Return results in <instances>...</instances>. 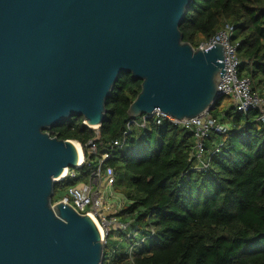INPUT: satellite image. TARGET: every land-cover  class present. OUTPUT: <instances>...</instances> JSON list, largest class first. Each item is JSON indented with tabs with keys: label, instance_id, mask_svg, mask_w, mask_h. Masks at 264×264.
I'll use <instances>...</instances> for the list:
<instances>
[{
	"label": "water",
	"instance_id": "1",
	"mask_svg": "<svg viewBox=\"0 0 264 264\" xmlns=\"http://www.w3.org/2000/svg\"><path fill=\"white\" fill-rule=\"evenodd\" d=\"M192 1L0 0V264H102L95 221L52 205L81 149L46 129L74 115L99 127L122 73L142 81L132 120L157 108L182 120L210 110L224 47L183 40Z\"/></svg>",
	"mask_w": 264,
	"mask_h": 264
},
{
	"label": "trees",
	"instance_id": "2",
	"mask_svg": "<svg viewBox=\"0 0 264 264\" xmlns=\"http://www.w3.org/2000/svg\"><path fill=\"white\" fill-rule=\"evenodd\" d=\"M226 24L233 26L240 75L264 95V0H193L180 24L183 40L197 48ZM141 80L119 75L107 98V115L96 130L74 115L47 128L51 136L82 145L85 180L97 157L109 152L107 164L117 174V189L131 200L120 213L137 229L154 228L131 256L134 241L125 232L116 251L104 245L102 264H264V120L260 111L238 112L231 97L221 96L209 110L227 127L206 142L208 154L218 143L207 170L190 171L192 132L168 121L151 119L147 129L133 128L128 108L141 90ZM99 132L98 151L90 154L89 139ZM74 182L55 183L52 201Z\"/></svg>",
	"mask_w": 264,
	"mask_h": 264
},
{
	"label": "built area",
	"instance_id": "3",
	"mask_svg": "<svg viewBox=\"0 0 264 264\" xmlns=\"http://www.w3.org/2000/svg\"><path fill=\"white\" fill-rule=\"evenodd\" d=\"M233 26L226 24L215 35L199 43L198 47L203 49L204 46H211L220 43L224 47V69L225 74L220 80L218 94L231 97L232 104L238 112H247L250 109L260 111L259 119L264 120V95L253 88L249 76H241L239 69L241 59L237 54V43L231 41ZM156 119L158 123L168 121L185 130L192 132L194 144L190 152V171L199 172L208 169L211 156L217 152L222 145L218 143L214 146L211 153L208 154L206 142L213 133H226L227 127L217 118L213 117L209 110L188 119H177L170 116L160 109H155L151 114L138 116L127 125V131L122 139L114 141V145L122 147L127 139V134L133 128L147 129L150 120ZM98 130V127L95 128ZM99 132L96 137L89 139L86 148L90 154H96L98 151ZM82 146V145H81ZM79 166L67 168L64 177L56 180V183H65L66 181L74 182L65 187L64 194L52 205L60 202L69 204L75 211L80 214H88L97 224L104 245L109 238L117 243L112 251L120 246L124 236L120 233L125 232L128 238H134V241L126 248V253L131 256L134 249L141 243L146 242L153 234L154 228L137 229L133 225L132 219L123 220L120 213L123 212L131 203L126 194L121 191L117 193V174L115 169L107 164L111 158L109 152L102 154L95 159L91 165L89 174L85 180H80L82 175L81 167L86 162V156ZM116 235L112 236L113 233Z\"/></svg>",
	"mask_w": 264,
	"mask_h": 264
},
{
	"label": "rangeland",
	"instance_id": "4",
	"mask_svg": "<svg viewBox=\"0 0 264 264\" xmlns=\"http://www.w3.org/2000/svg\"><path fill=\"white\" fill-rule=\"evenodd\" d=\"M76 142H77L78 144H80L78 141H76ZM66 182H67V181H66ZM60 184H61V183H60ZM116 192H117V193H121V191H120L119 189L116 190ZM116 234H117V232L113 233L112 236H114V235H116ZM110 243L115 244L116 241H114L113 239L109 238V244H108L109 247H111Z\"/></svg>",
	"mask_w": 264,
	"mask_h": 264
},
{
	"label": "bare ground",
	"instance_id": "5",
	"mask_svg": "<svg viewBox=\"0 0 264 264\" xmlns=\"http://www.w3.org/2000/svg\"><path fill=\"white\" fill-rule=\"evenodd\" d=\"M78 145H79V147H80V149H81L82 159H81V162H80V163H82L83 158H84V155H83V148H82V146H81L80 144H78ZM66 171H67V169H66Z\"/></svg>",
	"mask_w": 264,
	"mask_h": 264
}]
</instances>
